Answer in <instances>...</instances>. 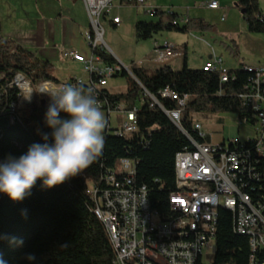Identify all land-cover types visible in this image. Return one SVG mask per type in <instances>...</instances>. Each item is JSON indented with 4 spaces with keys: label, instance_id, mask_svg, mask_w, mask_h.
Listing matches in <instances>:
<instances>
[{
    "label": "trees",
    "instance_id": "1",
    "mask_svg": "<svg viewBox=\"0 0 264 264\" xmlns=\"http://www.w3.org/2000/svg\"><path fill=\"white\" fill-rule=\"evenodd\" d=\"M237 7L243 10L241 14L249 32H264V13L256 0H237ZM153 15L158 16L157 21L134 24L137 40H147L162 31L188 33L214 28L200 18L178 20L173 12L163 15L157 10ZM92 52L107 64L118 62L99 45ZM226 70L229 79L220 82L217 71L187 67L184 57L180 70L161 66L149 71L131 64L136 80L125 70L116 74L127 78V91L113 94L104 88L98 100L112 105L120 103L126 110L135 108L136 130L123 136L104 130L101 155L82 173L61 185L47 189L42 180H37L30 196L20 202H13L0 193V255L3 260L7 264H111L113 247L106 229L93 213L94 204L87 188L98 185L118 160L131 158L136 161L134 184L145 186L150 207L166 214L169 212L167 196L175 189L174 155L189 146L186 136L157 105H151L153 101L141 87L166 108H177V103L162 97L163 89L169 88L179 95L188 94L181 126L198 142L209 141L207 134L200 138L193 131L194 114L225 111L246 119L250 114L238 95L251 74L244 71L241 64ZM52 71L50 61L3 38L0 25V161L9 155L18 157L26 153L32 144L44 142L43 134L51 133L44 119L48 99H35L27 109L18 108L15 104L19 91L12 81L20 74L32 87L43 81L60 83ZM140 91L142 105L137 108L134 100ZM237 233L231 212L219 208L216 230L212 233L213 264H247L248 234ZM13 238L22 240V245L13 242ZM28 254H34L36 259L29 261Z\"/></svg>",
    "mask_w": 264,
    "mask_h": 264
},
{
    "label": "built area",
    "instance_id": "2",
    "mask_svg": "<svg viewBox=\"0 0 264 264\" xmlns=\"http://www.w3.org/2000/svg\"><path fill=\"white\" fill-rule=\"evenodd\" d=\"M89 20L90 31L83 35L89 47L87 54L75 50L62 51V56L78 62L87 78L72 77L67 82L43 81L36 86L17 74L12 84L18 89L16 107L27 109L32 102L55 92L62 85L83 84L92 89L98 99L107 84V78L122 70L131 72V65L121 62L107 64L92 52L102 39L100 18L122 4L144 9L153 15L158 8L148 6L150 0H81ZM217 8L216 0L204 4ZM108 21L119 25L120 17L111 16ZM174 23V21L172 22ZM155 60L172 56L167 42L155 45ZM237 64L251 75L238 96L250 114L238 118L239 123L250 126L255 134L244 141L238 138L221 139L217 143L198 142L181 126L182 110L189 99L188 94L179 95L169 88L163 89L162 97L175 100L177 108H166L141 87L158 108L186 136L189 146L174 155L175 189L167 196L169 212L161 214L152 209L145 186L134 184L136 161L121 158L113 169L107 171L98 185H90L87 194L94 207L95 217L115 243V254L111 264H213L215 248H211V231L216 230L217 213L213 212V201L231 205V217H238V226L248 232L249 256L247 264H264V65L248 64L238 60ZM140 68V64L134 63ZM203 71H217L220 82L229 79L220 56L212 55L201 65ZM95 77V80L92 79ZM30 96V100L26 97ZM99 101V100H98ZM106 118L104 130L123 136L136 130L135 108L126 110L122 104L112 105L99 101ZM112 116L114 119L112 120ZM115 124L111 127V123ZM111 128V129H110ZM193 131L204 138L202 125L193 123ZM238 234V233H237Z\"/></svg>",
    "mask_w": 264,
    "mask_h": 264
},
{
    "label": "rangeland",
    "instance_id": "3",
    "mask_svg": "<svg viewBox=\"0 0 264 264\" xmlns=\"http://www.w3.org/2000/svg\"><path fill=\"white\" fill-rule=\"evenodd\" d=\"M261 4L264 9V0H261ZM115 13L120 16L122 21L118 28H113L108 23V19ZM48 19L53 20V22L48 23L47 28L43 24ZM157 20L158 16L128 5L113 9L105 18H100L103 32L99 46L117 61L120 59H117L116 54H121L124 59L121 63L127 66L131 60L142 59L150 54L155 40H163L162 36L166 34L165 31H162L153 34L147 40H137L134 24L138 21L155 22ZM0 23L3 34L6 35V39L12 42V45H19L37 57L49 60L53 65L52 74L60 81L68 74L86 79L87 75L83 72L81 65L71 63L62 56V51L76 49L86 53L89 49L83 39V35L90 31V27L82 2L72 3L68 0H3V3L0 4ZM75 26L77 30L79 27L81 33L70 31ZM49 28H52L53 31L49 32ZM244 32L233 36V38L206 34L189 35L187 38L189 43V66L192 68L201 67L202 62L208 58V54L212 50L215 55L221 56L223 65L227 68H236L238 59H242L245 63L264 65V32H252V35L249 32ZM83 46H85L84 49H82ZM235 53L237 55H234ZM44 54L47 57L43 56ZM148 59L149 57H147ZM144 63L146 70L152 71L155 69L149 61ZM127 86V78L118 75L108 77L105 88L110 93L123 94L127 91ZM32 88L36 92V86ZM141 97L140 91L134 100V106L137 108L142 105ZM38 100H46L45 95H41V99ZM192 117L193 121L198 120L201 123L202 131L209 135L212 143L229 138H238L240 141H244L247 137H252L255 134L252 127L238 122L237 115L234 112H202L194 114ZM113 119L114 116H112ZM113 122L111 127L115 126ZM211 248H214L212 242Z\"/></svg>",
    "mask_w": 264,
    "mask_h": 264
},
{
    "label": "clouds",
    "instance_id": "4",
    "mask_svg": "<svg viewBox=\"0 0 264 264\" xmlns=\"http://www.w3.org/2000/svg\"><path fill=\"white\" fill-rule=\"evenodd\" d=\"M41 93L50 98L44 119L51 133L43 134L44 142L32 144L26 153L18 157L9 155L0 161V193L13 202L30 196L37 180L51 189L79 175L101 155L104 147L106 118L92 89L66 84L55 92ZM13 242L23 243L15 238ZM27 259L34 261L36 257L28 254ZM0 264H7L2 255Z\"/></svg>",
    "mask_w": 264,
    "mask_h": 264
},
{
    "label": "crops",
    "instance_id": "5",
    "mask_svg": "<svg viewBox=\"0 0 264 264\" xmlns=\"http://www.w3.org/2000/svg\"><path fill=\"white\" fill-rule=\"evenodd\" d=\"M208 1L209 0H150L147 3V5L148 6H154V7L158 8V10L160 12H162L163 15H165L166 12H173L176 14V17L178 20H183L186 18H200V19L205 20L209 24H212L214 26V28L212 30L204 31V32L190 31L188 33H178V32L165 31L166 34H164L162 36L163 40H161V41L155 40V42L153 43L152 51L150 52V54L146 55L142 59H138L135 61L131 60L130 63L128 64V66H130L131 64H134V63H138V64H140V66L142 68H145L146 65L144 62L149 61L151 64L154 65L155 69H157L161 66H168L172 70H180L183 66L184 57H185L187 67H190L188 64V46H189V43L187 41L188 40L187 38L189 35L199 36V35H205L206 34V35H218L221 37L228 36V38H233V36H235V35L243 34V31L249 32L247 29L246 23L244 22V19L242 17V14L240 12V9L237 7V0H216L218 3V7L214 8V9L208 8L204 5ZM256 1L258 3V7H259L260 11L264 13V9L262 8L261 0H256ZM81 2L82 1L79 0L78 2L75 1L72 3H81ZM2 3H3V0H0V4H2ZM124 5H127V4H122L118 8H115V9H119ZM82 6H83V3H82ZM128 6L136 8L132 5H128ZM83 9H84V6H83ZM141 10L146 12L144 9H141ZM116 15H118V14L115 13L112 16H116ZM47 21H49V22H47ZM51 22H53V20L48 19V20H46V22L43 25H45L48 28V25H49L48 23H51ZM121 22H122L121 18H120V24L119 25L112 24L110 21H108V23L111 26H114L113 28H118L121 25ZM37 23H38V21H37ZM0 25H1V23H0ZM2 31L3 30H2V26H1V35L3 36V38H6L5 37L6 35L3 34ZM35 31H37V30H35ZM50 31H53V29L49 28V32ZM70 31L71 32H77L78 31L79 33H81V30H79V27L77 30L76 26H75V28H71ZM249 33L252 35V32H249ZM230 40H232V39H230ZM163 42H167L168 44L171 45V49H172L173 54H172V56H169V57L165 58L164 60H161V61L155 60V58H154V56H155L154 47H155V45L162 44ZM84 47L85 46H83L82 49H84ZM74 50L77 52H80V53H84V54H87L89 51V49H87L88 51L85 53L82 50H79V51L76 49H74ZM212 55H215L213 50L210 54H208L207 59H209ZM43 56H46V54H44ZM116 56L118 57L117 58L118 60L120 59L119 62L124 60L123 57L121 56V54H116ZM147 57H149L148 60H147ZM65 59H68V58H65ZM68 60L71 63H78V62H75L71 59H68ZM221 60H222V66L225 67L223 65V59L222 58H221ZM238 60H242V59H238ZM248 64H251V63H248ZM253 64H255V63H253ZM190 68H192V67H190ZM197 68H200V66ZM225 68H227V67H225ZM74 76L76 77L77 75L68 74L67 76H65V78L61 82H67ZM79 78H81V77H79ZM82 80L85 81L86 79H82ZM207 136H208V139L211 141L208 134H207Z\"/></svg>",
    "mask_w": 264,
    "mask_h": 264
},
{
    "label": "bare ground",
    "instance_id": "6",
    "mask_svg": "<svg viewBox=\"0 0 264 264\" xmlns=\"http://www.w3.org/2000/svg\"><path fill=\"white\" fill-rule=\"evenodd\" d=\"M115 134L117 135V133H115ZM262 158H264V151H262ZM221 207L231 212V205L224 204V202H222V201H213V212L217 213V210L219 208H221ZM93 213L95 215L94 210H93ZM97 219L100 220V218H97ZM233 225H234V230L236 232H238L239 234H248V232L245 231V227L238 226V217H233ZM213 231L214 230L211 231V242H212V233H213ZM108 238L110 239V242H111V237H108ZM111 245L113 247V251H114V254H115V243L111 242Z\"/></svg>",
    "mask_w": 264,
    "mask_h": 264
},
{
    "label": "water",
    "instance_id": "7",
    "mask_svg": "<svg viewBox=\"0 0 264 264\" xmlns=\"http://www.w3.org/2000/svg\"><path fill=\"white\" fill-rule=\"evenodd\" d=\"M240 12L243 13V10H241ZM42 102H43V101H41V103H42ZM46 105L48 106L49 104H46Z\"/></svg>",
    "mask_w": 264,
    "mask_h": 264
}]
</instances>
